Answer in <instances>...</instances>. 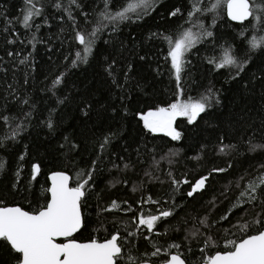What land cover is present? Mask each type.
I'll return each mask as SVG.
<instances>
[{
  "label": "trees",
  "instance_id": "trees-1",
  "mask_svg": "<svg viewBox=\"0 0 264 264\" xmlns=\"http://www.w3.org/2000/svg\"><path fill=\"white\" fill-rule=\"evenodd\" d=\"M136 2L109 0L107 7L115 13ZM214 3L199 0L198 6ZM33 5L40 14L26 28L23 15ZM33 5L0 0V205L37 211L48 200L47 174L53 170L67 171L72 185L88 180L82 226L72 238L103 240L117 232L119 264L159 261L171 252L187 264H202L215 251L230 249L228 241L264 228L254 223L264 219V186L254 201L241 196L264 175V47L249 46L253 37L264 36V22H233L225 4L189 20L193 0H156L149 14L137 19L144 11L137 8L114 28L100 16L105 0ZM176 9L179 14L171 16ZM200 25L213 35L186 53L177 81L165 37L175 39L189 28L198 33ZM77 32L93 40L91 52H84ZM226 51L247 61L242 71L215 67ZM205 96L211 107L194 122L175 118L179 140L144 127V112ZM35 163L40 170L33 179ZM202 176L208 177L205 187L188 197ZM160 210L173 213L159 220L163 230L137 227L139 218ZM245 223L246 232L240 227ZM156 248L160 253L151 256ZM19 258L0 240V264Z\"/></svg>",
  "mask_w": 264,
  "mask_h": 264
},
{
  "label": "snow or ice",
  "instance_id": "snow-or-ice-1",
  "mask_svg": "<svg viewBox=\"0 0 264 264\" xmlns=\"http://www.w3.org/2000/svg\"><path fill=\"white\" fill-rule=\"evenodd\" d=\"M70 2L76 3V0H70ZM108 2L109 0H105V9L100 13V16L103 19L112 21L115 28L117 22L131 19L128 13L134 12L137 8L144 9L142 14H137V19L142 18V15L149 14V10L154 7L156 0H137L136 3H130L122 11L115 13L108 11ZM26 3L33 5V0H26ZM198 4L199 0H193V7L189 12V20L197 12L213 11L221 4H226L227 14L234 21L243 22L252 17L259 22H264V11H262L264 9V0H259V2L257 0H216V3L210 9H202ZM56 6L60 7L59 4ZM179 12L180 9H176L170 15L176 16ZM39 14V9L35 8L34 5L27 9L23 15L24 26L26 28L32 27L29 22ZM199 27L200 32L198 33H194L189 28L175 39L170 36L165 37L170 46L169 57L172 68L175 70L177 81L181 78L186 53L200 43L203 37H211L213 35L211 31L204 29L203 25ZM96 35L97 30H94L91 36L95 37ZM76 40L84 46L85 53L91 52L92 39L77 32ZM249 46L253 51L264 47V36L253 37L249 41ZM77 58L81 59L79 52L77 53ZM24 62L25 60H21V63ZM76 62L74 60L73 64H76ZM246 63L247 61H238L234 55H230L226 51L223 59L215 63V67L217 69L238 67L242 71ZM60 83L61 80L58 77L54 84L58 85ZM209 107H211V103L207 96L198 100L189 99L183 101L177 99L175 103H172L167 108L161 107L156 111H149L147 114L142 115L141 119L144 121V127L151 132L162 131L166 135L171 136L173 140H179L181 134L172 127L175 118L184 116L188 118L189 123H192ZM48 127L50 129L53 127L51 122L48 123ZM107 143L108 138L106 137L104 143L100 145L101 149ZM252 150L254 151L255 147ZM221 151H224V149L221 148ZM127 166L125 164V167ZM2 168L3 164L0 163V169ZM39 170V166L33 165V179H35ZM213 171L223 172L226 169H213ZM86 175L91 177L92 174L89 172ZM207 179V176L198 179L192 185L191 190L187 192V196L193 197L195 193L202 190ZM51 180L52 187L49 189L51 200L47 203L46 208L38 213L32 214L23 211L19 207H0V240L7 242L15 253L20 254L17 264H119V261L123 258V245L119 243L117 234H113L110 239L103 243L97 242L95 239L88 243H78L75 240H68L66 243L56 242L57 238L71 237L73 233L81 228V199L85 196L86 186L89 181L84 180L77 187H69V177L62 172L54 173L51 176ZM179 183V181L173 180L174 185ZM184 183H188V181L185 180ZM262 186H264V175L259 178V182L250 183L246 190L241 193V196H248V202L254 201L257 199L258 189ZM153 202L155 203L156 201ZM118 207L117 202L113 201L112 208ZM172 214L171 210H160L159 215L141 217L137 227L139 228L143 225L146 226L149 232H152L161 218H167ZM257 215L259 216V214ZM222 219H227V217H222ZM254 223L264 224V219L256 220ZM240 227L241 231L246 232L250 225L245 223ZM129 235H134V233L130 232ZM170 247L178 248L179 245H171ZM228 247L230 250L224 253L218 252L208 257L206 264H264V230L258 231L254 235H248L247 238L240 242L228 241ZM159 253L160 249L156 248L151 253V256H157ZM129 260H131V257H129ZM140 264H147V261H140ZM165 264H185V261L177 254L171 255Z\"/></svg>",
  "mask_w": 264,
  "mask_h": 264
},
{
  "label": "water",
  "instance_id": "water-1",
  "mask_svg": "<svg viewBox=\"0 0 264 264\" xmlns=\"http://www.w3.org/2000/svg\"><path fill=\"white\" fill-rule=\"evenodd\" d=\"M225 13H226V16L229 18L228 14H227V7H226V4H225ZM249 19H250V18H249ZM229 20H231V21H233V22H236V23H241L240 21H234V20H232V19H230V18H229ZM247 20H248V19H247ZM247 20H245V21H247ZM243 22H244V21H243ZM161 132H162V131H161ZM34 165L39 166L37 163H35ZM58 172H62V173H64L65 175H67V176L69 177V187H77L76 185H72V183H71V176H70V174H69L67 171H64V170H53V171H50V172L47 174V179H48V187H47L48 200H47L46 204H45L43 207H41V208L38 209L37 211H31V210H28V209H26V208L21 207V206L18 205V204H3V205H0V207H19V208H21L23 211H27V212L32 213V214L38 213L40 210H43L44 208H46L47 203L51 200V192L49 191V189L52 187L51 176H52L54 173H58ZM81 217H82V211H81ZM82 221H83V219H82ZM261 230H264V228L260 229L259 231H261ZM75 233H76V232H75ZM75 233H73V235H74ZM257 233H258V231H257V232H254V233H251V234H249V235H254V234H257ZM114 234H117V235H118V233H114ZM73 235H72V236H73ZM112 235H113V234H112ZM247 236H248V235H246V236L243 237L242 239L238 240L237 242H240L241 240L247 238ZM110 238H111V237H109V238H107V239H104V240H97V242L103 243V242H105L106 240H108V239H110ZM60 239H62V240H60ZM68 240H75V241L78 242V243H88V242H91V241H92V240H84V241H80V240H77V239H73V238H71V237H68V238L59 237V238L56 239V242H57V243H66V242H68ZM218 252H219V253H224V252H226V251H217V252H214L211 256L215 255V254L218 253ZM177 254H179V253H177V252H172V253L169 254L168 258H167L166 260H164V261H161V262H150V261H147V264H165V262L168 261V260L170 259V256H171V255H177ZM179 255H180V254H179ZM180 256H181V255H180ZM181 258L183 259L182 256H181ZM183 260H184V259H183ZM184 261H185V260H184ZM17 262H18V261H17ZM17 262L14 263V264H17ZM138 264H140V262H139ZM185 264H186V262H185ZM202 264H206V261H204Z\"/></svg>",
  "mask_w": 264,
  "mask_h": 264
},
{
  "label": "flooded vegetation",
  "instance_id": "flooded-vegetation-1",
  "mask_svg": "<svg viewBox=\"0 0 264 264\" xmlns=\"http://www.w3.org/2000/svg\"><path fill=\"white\" fill-rule=\"evenodd\" d=\"M203 177V176H202ZM201 177H199V179H200ZM197 181V180H196ZM195 181V182H196ZM195 184V183H194ZM193 185V184H192ZM192 185H191V187H192ZM190 190H191V188H190ZM189 190V191H190ZM159 212L160 211H157L156 212V214H151V215H159ZM115 215V214H114ZM116 216V215H115ZM146 218V217H145ZM134 222H135V219H134ZM164 223L163 222H157V224L155 225V229H158V230H155V231H159V228H161V230H163L164 229ZM114 233H117V232H113V233H111L107 238H109V237H111L112 236V234H114ZM249 234H251V233H249ZM249 234H246V235H249ZM246 235H244L243 237H245ZM118 237H119V234H118ZM243 237H241L240 239H242ZM71 238H72V236H71ZM106 238V239H107ZM74 239V238H73ZM240 239H237L236 240V242L238 241V240H240ZM60 240H62V239H60ZM96 240V239H95ZM104 240V239H103ZM81 241V240H80ZM228 250H230V249H227V250H224V251H228ZM215 252H217V251H215ZM172 253V252H171ZM178 253V252H177ZM170 254V253H169ZM180 254V253H179ZM181 255V254H180ZM169 256V255H168ZM168 256L166 257V258H163L162 260H159V261H152V260H149V259H143V260H140V261H150V262H161V261H164V260H166L167 258H168ZM182 256V255H181ZM211 256V255H210ZM210 256H207V258L208 257H210ZM207 258H206V260H207ZM184 259V258H183ZM185 260V259H184ZM205 260V261H206ZM140 261H138L136 264H138ZM186 262V261H185ZM204 262V261H203ZM202 262V263H203ZM123 264V263H122ZM186 264H187V262H186Z\"/></svg>",
  "mask_w": 264,
  "mask_h": 264
},
{
  "label": "rangeland",
  "instance_id": "rangeland-1",
  "mask_svg": "<svg viewBox=\"0 0 264 264\" xmlns=\"http://www.w3.org/2000/svg\"><path fill=\"white\" fill-rule=\"evenodd\" d=\"M159 109V108H158ZM157 109H150V110H148V111H146V112H144L142 115H145V114H147L149 111H156ZM143 121V120H142ZM174 122V121H173ZM143 123H144V121H143ZM172 127L174 128V125L172 124ZM165 133V132H164Z\"/></svg>",
  "mask_w": 264,
  "mask_h": 264
}]
</instances>
